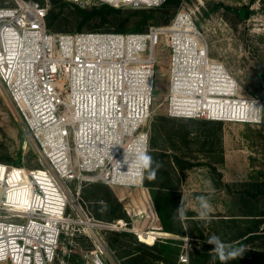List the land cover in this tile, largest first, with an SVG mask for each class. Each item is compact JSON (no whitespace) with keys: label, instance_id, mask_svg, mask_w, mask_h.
Listing matches in <instances>:
<instances>
[{"label":"built area","instance_id":"2783aa9c","mask_svg":"<svg viewBox=\"0 0 264 264\" xmlns=\"http://www.w3.org/2000/svg\"><path fill=\"white\" fill-rule=\"evenodd\" d=\"M65 1L140 9L160 7L167 0ZM48 11V4L37 0L0 6V83L41 163L30 168L0 161V264H56L59 245L76 234L94 243L82 255L83 264H107L110 255L96 229L123 223L97 219L80 188L84 182L144 184L123 161L126 153L131 157L130 149L140 147V136L148 137L150 149L157 47L170 52L163 98L167 115L227 120L200 104L228 97L246 102L241 118L247 121L240 122L260 123L264 105L244 95L228 68L211 57L193 11L185 7L167 24L140 32H52ZM221 68L226 84L215 77ZM252 104L259 112L249 120ZM71 182L77 184L76 192Z\"/></svg>","mask_w":264,"mask_h":264},{"label":"rangeland","instance_id":"374dc122","mask_svg":"<svg viewBox=\"0 0 264 264\" xmlns=\"http://www.w3.org/2000/svg\"><path fill=\"white\" fill-rule=\"evenodd\" d=\"M37 1L48 4L49 10L52 8V0ZM9 4L10 0H0V6ZM183 7L193 11L208 42L211 57L228 68L244 95H250L264 105V86L259 77L264 71V0H181L178 5L171 6L170 13ZM72 10L70 6L64 8V12L70 14L68 18L62 15L64 18L59 23L66 29L62 30L64 33L77 32L75 27L79 20L71 15ZM241 10L248 11L244 18L240 15ZM149 22V26L164 25L158 19ZM96 25L88 23L81 31H106L105 26ZM156 54V100L150 119L149 153L163 164L154 182L163 186L172 180L177 205L181 197L186 202L184 225L176 220L173 223L174 219L169 222L176 229L181 225L184 234L169 232L151 238L154 243L140 241L138 230L156 231L148 230L155 226L164 230L151 189L145 183L137 187L84 182L80 195L94 216L102 221L121 219L123 222L114 229H96L110 255L105 257L106 263L125 264L137 258L133 264H185L181 256L187 255V264H217L211 259L210 247L204 243L215 234L235 248L245 249L242 256L228 264H264V215H259L264 211V193L263 186L255 185L264 181V117L260 123H246L167 115L163 98L167 91L170 52L159 46ZM262 112L264 115V110ZM20 158L21 162L13 163ZM39 160L30 132L10 93L0 83V161L34 168L41 166ZM76 186L72 183L75 192ZM207 194H211L212 212L211 220L206 223L197 215L195 197ZM249 230L253 232L248 234ZM251 235L258 236L251 238ZM185 236L190 238L191 248L187 246ZM165 243H168L170 253L163 257L157 252L160 247L157 251L146 247ZM174 246L179 249L177 254H174ZM59 248L56 264H83L86 259L82 255L92 251L94 243L85 234H76L69 235Z\"/></svg>","mask_w":264,"mask_h":264},{"label":"trees","instance_id":"16d2710c","mask_svg":"<svg viewBox=\"0 0 264 264\" xmlns=\"http://www.w3.org/2000/svg\"><path fill=\"white\" fill-rule=\"evenodd\" d=\"M181 0H167L161 7L156 8H148V9H135V10H129L127 11L124 8H117L112 5L103 3L98 6H92V7H80L76 4L69 3L65 0H52V8L48 11L47 14V27L52 32H62L63 27L59 24L60 20L64 17L62 15L65 14V18H68V15L64 12V8L67 6L72 7V13L74 17L79 20L78 25L75 27L77 32H82V28L88 24V23H95L97 24L96 27L105 26L106 31H115V32H140L145 31L149 27V20L151 19H158L159 22H163L164 24H167L170 19L174 16L175 11H172L170 13L171 6L178 5ZM133 17H137L138 19H133ZM164 18V19H163ZM102 32V31H97ZM13 160H9V162H12ZM21 162V158L13 163H19ZM153 181L144 180V183L150 187L152 192V197L155 201V204L157 205L158 211L160 212V218L161 222L163 224L164 230L160 227H153L148 230H156V231H166V232H174L178 234H184V228L180 225L179 228H174L173 221L172 224H170V220L173 219V212L177 205V194L176 187L174 186L172 180L169 179L167 183H164L163 186H159ZM256 186H263V193H264V181L263 182H257L255 184ZM256 196V194H253ZM102 200H104L102 198ZM259 215H264V211L260 213ZM177 222V221H176ZM171 225V226H170ZM258 226V224L256 225ZM250 232H253L252 230L247 231L249 234ZM137 233V232H136ZM140 241L142 242H149L154 243V241L151 240L154 236H151L150 234L143 235L140 231H138ZM246 235V234H245ZM243 235V236H245ZM242 236V237H243ZM258 235H251V238H255ZM250 238V237H248ZM174 241V240H171ZM161 245V246H160ZM159 246H149L146 245L148 249L156 250L159 248V252L161 254V257H163V254H169L170 248L168 243L160 244ZM211 248V245H208V248ZM174 254H177L178 247L174 246ZM137 260V258H135ZM132 259L130 262H125V264H133L132 262L135 260ZM217 264H220V261L216 260ZM196 264V263H192Z\"/></svg>","mask_w":264,"mask_h":264},{"label":"clouds","instance_id":"9594fccd","mask_svg":"<svg viewBox=\"0 0 264 264\" xmlns=\"http://www.w3.org/2000/svg\"><path fill=\"white\" fill-rule=\"evenodd\" d=\"M137 144L140 145L135 150H131V157L129 153H126L123 163L127 165L128 169L131 167L135 168V174L138 175L141 183L144 180L153 181L157 177L158 171L163 167L162 162L157 161L148 151V137L146 135L140 136L138 138ZM121 167V164H119ZM124 174H127L125 172ZM214 192L215 189H212ZM197 201V215L199 219L205 221L206 223L211 220L212 204L210 203L211 194L199 195L195 197ZM103 203V202H102ZM106 209V205H104ZM173 219L179 221L181 225L187 219V207L186 202L183 197H181L178 205L174 209ZM185 231L187 227L185 226ZM185 242L189 248H191L189 243V237H184ZM204 243L211 245L209 249V254L212 260H219L220 264H228L229 261L240 257L245 252L243 248H235L232 244L224 242L220 236L211 235ZM185 264H187V258H183Z\"/></svg>","mask_w":264,"mask_h":264},{"label":"bare ground","instance_id":"6f19581e","mask_svg":"<svg viewBox=\"0 0 264 264\" xmlns=\"http://www.w3.org/2000/svg\"><path fill=\"white\" fill-rule=\"evenodd\" d=\"M215 77L218 78V80H224L225 81L224 84H226V82L228 81L223 68L218 70V74L215 75ZM245 103L246 102L243 101V99L231 100L228 97L227 98L220 97L219 99H213V100L210 99V101L208 102L207 101L201 102L200 105L201 107L209 108L213 112H217L218 116L228 118L227 120H235L237 122H240L241 120L247 121V119L241 118V114H245V111L247 110ZM248 108L251 111V116H250L251 118L249 117L248 118L249 120H253L252 117L255 116V113L259 112V107L257 106V104H252ZM120 222L123 223L122 220ZM141 233L143 235L147 233L150 234L151 236H161V235L165 236L170 234L169 232L166 231H148V232L141 231Z\"/></svg>","mask_w":264,"mask_h":264},{"label":"water","instance_id":"95a60500","mask_svg":"<svg viewBox=\"0 0 264 264\" xmlns=\"http://www.w3.org/2000/svg\"><path fill=\"white\" fill-rule=\"evenodd\" d=\"M245 13H246L245 10H241V11H240V15H241V17L244 18V17H245ZM259 77L261 78L262 83H263V86H264V71H262V72L259 73Z\"/></svg>","mask_w":264,"mask_h":264},{"label":"flooded vegetation","instance_id":"af4514ba","mask_svg":"<svg viewBox=\"0 0 264 264\" xmlns=\"http://www.w3.org/2000/svg\"><path fill=\"white\" fill-rule=\"evenodd\" d=\"M246 14H248V11H246Z\"/></svg>","mask_w":264,"mask_h":264}]
</instances>
